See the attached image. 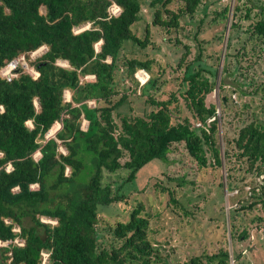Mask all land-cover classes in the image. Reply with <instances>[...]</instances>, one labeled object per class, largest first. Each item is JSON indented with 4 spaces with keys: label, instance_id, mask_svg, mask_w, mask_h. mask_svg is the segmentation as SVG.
Returning <instances> with one entry per match:
<instances>
[{
    "label": "trees",
    "instance_id": "16d2710c",
    "mask_svg": "<svg viewBox=\"0 0 264 264\" xmlns=\"http://www.w3.org/2000/svg\"><path fill=\"white\" fill-rule=\"evenodd\" d=\"M113 4L121 9L118 15L110 12ZM144 5L153 12L152 25L172 34L178 32L182 19L194 18L208 0H0V240L9 243L0 248V264H43V253L49 254L46 264H158L144 204L118 191L133 183L149 164L167 163L176 145H184L202 170L221 169L224 158L231 167L247 165L243 180L264 175V117L257 113L234 139L223 137L222 153L217 106L207 105L208 95L218 84L220 56L216 57L218 67L212 70V66L194 69V63L187 64L188 53L184 54L177 65V70L186 67L180 89L164 93L167 98L159 94L165 71H154L155 59L148 54L146 59L122 56L125 42L141 49L152 44L150 25L144 38L133 31ZM229 5L216 15L227 19ZM86 24L91 27L76 32ZM230 28L229 45L244 32L245 39L234 54L238 64L256 54L257 60L264 58V1L237 0ZM200 29L194 38L197 62L204 50V41L198 39ZM43 47L47 48L43 55L28 63L40 74L37 79L21 65L10 81L1 74L16 59L30 60ZM227 51L225 62L232 58ZM58 61L68 63L69 68L57 65ZM138 71L150 76L144 85L135 76ZM86 76L95 79L81 83ZM127 78L151 109L136 115L133 106L130 113L121 111L130 97L120 90ZM252 83L256 88L250 96L264 94V82L252 79ZM66 91L72 92L70 102H66ZM91 100L96 101L95 107L89 106ZM227 104L225 96L221 105L226 109ZM84 121L88 122L86 130ZM56 124L62 129L48 138ZM38 152L41 156L36 160ZM91 163L94 170L83 183L79 177ZM121 171L129 173L118 190L104 182L105 172ZM232 176L228 174L229 180ZM155 186L163 192L171 190L160 183ZM258 189H253L258 201L248 208L264 203V185ZM115 205L124 207L127 220L114 223L111 230L117 244L106 247L99 241L98 228L104 209ZM26 219L31 221L29 226ZM248 235L244 231L240 237ZM231 236L234 239L236 234L231 231ZM17 239L24 245L15 244ZM241 258L238 254L234 260L238 263ZM203 259L194 256L183 264H231L226 248Z\"/></svg>",
    "mask_w": 264,
    "mask_h": 264
},
{
    "label": "rangeland",
    "instance_id": "374dc122",
    "mask_svg": "<svg viewBox=\"0 0 264 264\" xmlns=\"http://www.w3.org/2000/svg\"><path fill=\"white\" fill-rule=\"evenodd\" d=\"M242 1L247 2L248 0ZM236 2L237 0H208V5L201 7L194 18L182 19L180 29L172 34L152 25L153 12L144 5L141 12L142 18L133 31L138 37L144 38L145 28L150 25L152 44L146 49H141L132 42H125L122 52V56L126 55L127 58L146 59L145 56L148 54L150 58L155 59L154 71H165L159 91V94H162L164 98H167L164 93L176 92L180 89L179 84L186 67L183 66L177 70V65L184 54L188 53L187 64L194 63L192 66L194 69H198L200 66H212V70H216L218 67L216 57H221L217 68L218 84L216 89L208 95L207 105L215 104L217 106V113L221 121L219 143L223 154L225 151L223 137L234 139L238 130L252 120L253 113L264 117V94L260 92L256 98L249 95L256 88L252 79L253 81L255 79L256 83L264 82V58L257 60L256 54L254 58L246 57L242 65L237 63L238 60L234 54H237L241 42L245 39L244 32L241 33L243 35L241 39L235 35L232 43L228 44L230 27L233 24V8ZM227 4H230L231 7L227 19L217 16L216 13L223 14ZM42 12L44 13V9ZM243 23L248 24L247 21H243ZM90 27L91 24H86L76 32ZM198 27H201L198 39L204 41V50L199 62H197L199 59L198 48L194 39ZM177 40L181 44L176 45ZM185 45L191 49H186ZM228 45L229 48H227ZM252 45L253 43L250 42L247 46L248 51ZM227 49H229V53H232V58L225 62ZM45 51L46 49H42L32 53L30 60L20 57L14 62H19L27 72L34 73L35 69L28 63L42 56ZM57 63L67 65L62 61ZM227 66L229 73L223 74V70ZM12 67L11 65L10 68ZM7 69L1 70V73ZM135 76L141 85H144L150 78L146 71H138ZM221 79L225 84L222 90L219 88ZM120 85L121 93L130 95L128 101L121 108L122 112L130 113L129 109L132 106L135 109L134 115L142 114L146 108L151 109L145 104V99L139 97L140 91L135 93V84L132 80L127 78ZM71 96L72 92L66 91L65 99L67 101L71 100ZM225 96L229 98L226 109L221 105V100ZM180 102L182 104L181 100ZM89 106L94 107L92 103ZM183 111L185 115H190L187 110ZM87 125L88 122L84 121L82 128L86 130ZM194 125L199 126L196 123ZM29 126H31L30 122ZM60 127L61 124L60 126L56 124L53 128L55 133L53 135L49 133L48 137H55ZM60 151L67 152L64 147H60ZM223 161L221 169L209 167L202 170L190 158L184 145H176L172 149L167 163L155 161L149 164L133 183L127 184L123 190L118 191L124 197L141 201L144 204L145 213L151 219L150 236L160 258V260L155 259L158 264H183L194 256H204L203 260L207 261L206 256L216 255L223 248L230 251L231 264H264V203H258L253 208H248L258 201V197L253 196V189L264 185V175L246 176L247 178L243 180L246 164L243 168L239 163H235L231 167V162H227L224 158ZM86 162L89 163L87 159ZM90 165H86L79 177L83 183L89 181L94 170L93 164ZM128 173L127 171L116 174L105 172L104 182L112 184L114 189L118 190L121 185H124ZM229 173L233 175L230 180ZM231 182L232 186H229ZM159 183L165 188L171 189L174 196L171 190L163 192L160 188H156L155 185ZM261 193V191L257 192L256 195L260 196ZM173 199L176 203L172 201ZM242 206L247 208L240 210L239 213L234 212ZM117 220H127L124 207L115 205L104 209L98 230L99 241L106 247L117 244L111 230ZM42 221L52 220L42 219ZM30 224V219H26L25 225L29 226ZM231 231L236 234L234 239H232ZM244 231H247L249 235L240 237ZM238 254H241L242 258L237 263L234 258Z\"/></svg>",
    "mask_w": 264,
    "mask_h": 264
},
{
    "label": "built area",
    "instance_id": "2783aa9c",
    "mask_svg": "<svg viewBox=\"0 0 264 264\" xmlns=\"http://www.w3.org/2000/svg\"><path fill=\"white\" fill-rule=\"evenodd\" d=\"M120 11H121V9L116 5V4H113V6L110 8V12L113 14V15H118L119 13H120ZM42 49H46L47 50V48L46 47H43V48H41V49H39L38 51H40V50H42ZM38 51H36V52H38ZM25 59V58H24ZM66 63V62H65ZM15 64V65H14ZM67 65H61V64H59V63H57V65H59V66H62V67H65V68H69V64L68 63H66ZM13 66L12 68H10V66ZM20 65V63L19 62H12V63H10L6 68H8L6 71H3L1 74L5 77V78H7L9 81L13 78V77H15L16 76V73H15V70H16V68H17V66H19ZM26 70V69H25ZM27 71V70H26ZM35 72L34 73H30V74H32L33 75V78L34 79H37L39 76H40V74L38 73V71H36V70H34ZM90 77V78H89ZM95 79V76H86L85 78H83V79H81V83H83L84 82V80H90V79ZM70 101H72V100H69V101H67L66 100V102H70ZM92 101V102H91ZM91 101H88V104L90 105V103H92V105H94V107L96 106V101H93V100H91ZM36 106H37V102H36ZM38 107V106H37ZM58 126H60V124H58ZM62 129V125H61V127L59 128V130L58 131H60ZM62 152V151H61ZM40 156H41V153L40 152H38L36 155H35V158H36V160L38 159V158H40ZM11 169V166H9L8 167V170H10ZM48 223H55V222H52V221H48ZM15 232H19V229H15ZM15 244H17V245H19V246H23L24 245V241H22V240H20V239H17V240H15V242H14ZM9 245V243H7V242H2L1 240H0V248L1 247H7ZM48 258H49V254L48 253H43V264H46V262H47V260H48Z\"/></svg>",
    "mask_w": 264,
    "mask_h": 264
},
{
    "label": "bare ground",
    "instance_id": "6f19581e",
    "mask_svg": "<svg viewBox=\"0 0 264 264\" xmlns=\"http://www.w3.org/2000/svg\"><path fill=\"white\" fill-rule=\"evenodd\" d=\"M143 75H144V73H143ZM142 77V76H141ZM52 135L55 133V131H54V129H53V131L52 132H50Z\"/></svg>",
    "mask_w": 264,
    "mask_h": 264
},
{
    "label": "crops",
    "instance_id": "0c3cea01",
    "mask_svg": "<svg viewBox=\"0 0 264 264\" xmlns=\"http://www.w3.org/2000/svg\"><path fill=\"white\" fill-rule=\"evenodd\" d=\"M69 92V91H68ZM71 100H72V96H71Z\"/></svg>",
    "mask_w": 264,
    "mask_h": 264
},
{
    "label": "water",
    "instance_id": "95a60500",
    "mask_svg": "<svg viewBox=\"0 0 264 264\" xmlns=\"http://www.w3.org/2000/svg\"><path fill=\"white\" fill-rule=\"evenodd\" d=\"M50 133V132H49ZM48 138H51V137H48Z\"/></svg>",
    "mask_w": 264,
    "mask_h": 264
}]
</instances>
